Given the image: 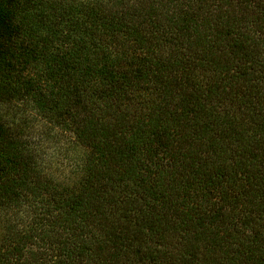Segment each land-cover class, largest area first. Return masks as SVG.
I'll return each instance as SVG.
<instances>
[{
    "label": "trees",
    "instance_id": "1",
    "mask_svg": "<svg viewBox=\"0 0 264 264\" xmlns=\"http://www.w3.org/2000/svg\"><path fill=\"white\" fill-rule=\"evenodd\" d=\"M0 264H264V0H0Z\"/></svg>",
    "mask_w": 264,
    "mask_h": 264
},
{
    "label": "rangeland",
    "instance_id": "2",
    "mask_svg": "<svg viewBox=\"0 0 264 264\" xmlns=\"http://www.w3.org/2000/svg\"><path fill=\"white\" fill-rule=\"evenodd\" d=\"M26 104L18 115L8 113L3 119L10 125H20L25 142L45 174L63 184L75 185L83 173L87 149L70 132L49 123L31 103Z\"/></svg>",
    "mask_w": 264,
    "mask_h": 264
}]
</instances>
